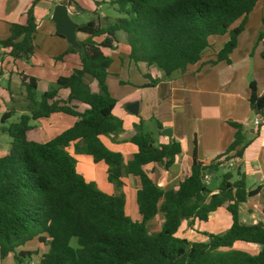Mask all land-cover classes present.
I'll return each mask as SVG.
<instances>
[{"label": "trees", "instance_id": "obj_1", "mask_svg": "<svg viewBox=\"0 0 264 264\" xmlns=\"http://www.w3.org/2000/svg\"><path fill=\"white\" fill-rule=\"evenodd\" d=\"M26 13L25 24L10 25V35L0 41V49L8 50L15 60L30 61L35 54L34 39L38 25L34 7ZM96 2V1H95ZM259 0H109L120 15L115 21L102 25L95 20L79 25L82 50L69 47L57 59L77 53L80 66L71 75L59 77L55 87L37 100V80L20 74L25 88L26 113L1 130L10 138V146L0 157V258L13 254L24 264L33 252L19 251L37 240L48 245L39 264H264V223L240 222L239 209L262 187L249 190L241 168L234 174L227 171L216 193L204 182L205 174L215 175L234 158H242L248 145L244 127L230 123L237 132L235 140L221 161L205 165L193 154L191 173L177 189L163 191L147 172L148 165L158 164L169 170L182 153L176 140L156 144L153 134L145 133L142 125L130 142L137 151L126 161L123 154L109 149L103 137H115L123 131V122L114 116L117 100L112 97L107 78L113 64L112 53L118 51V33L125 35L129 58L157 67L165 77L184 73L199 63L211 48L210 38L228 35V40L216 53L215 60L230 63L238 37L245 30L249 15ZM71 6L70 1H64ZM98 5V2H96ZM77 9H80L76 6ZM264 24V17H263ZM57 36L63 37L56 33ZM263 45L264 32L258 37ZM4 53H0V57ZM89 77L97 84L94 92ZM144 87H156L159 80L146 76ZM250 108L260 109L264 117V93L258 94L255 82L250 84ZM66 90L65 98L60 91ZM80 105L84 107L81 110ZM68 115L74 124L54 138L37 142L28 138L32 121ZM11 118L3 115L2 123ZM264 124V119H263ZM157 126L162 125L157 121ZM74 145V154L69 148ZM85 154L94 163L107 166V181L118 193L107 194L94 182L87 181L77 170L75 154ZM133 176L138 182L136 205L139 220L134 221L126 211V196L122 191L124 179ZM225 207L231 215L230 227L223 234L198 232L205 241L180 237L183 222L190 229L195 222L207 223L210 215ZM158 215L164 222L158 232H151L148 223ZM76 239L77 245L71 244ZM255 244L257 253L235 244Z\"/></svg>", "mask_w": 264, "mask_h": 264}, {"label": "crops", "instance_id": "obj_2", "mask_svg": "<svg viewBox=\"0 0 264 264\" xmlns=\"http://www.w3.org/2000/svg\"><path fill=\"white\" fill-rule=\"evenodd\" d=\"M35 1L0 0V41L9 37L11 24L26 23V13ZM64 1L41 0L34 7V15L38 25L35 38L41 27L46 26L48 38L53 41L55 49L57 50V53H54L50 57L52 60L51 67L55 70L57 69L54 75L55 83L59 77L71 75L73 70L80 66V57L77 53L67 54L62 60L57 59L70 47L64 37L56 35L55 24L52 21L55 7L59 4H65L63 3ZM66 1L72 2L71 6L67 5V7L72 19L78 25L89 22L81 21L86 11L90 14L93 13L94 18L101 24L102 20L105 25L113 21V18L107 15L104 10V5L112 8L109 5V0ZM95 1L98 2V5ZM76 6L80 9H77ZM112 9L116 11L114 8ZM117 14L119 15L118 12ZM118 17L115 18L117 19ZM263 17L264 0H259L255 9L249 15L245 30L238 37L237 47L230 55V63L220 62L216 65L210 64L211 61L215 60L216 53L228 40V35L215 36L210 38L211 48L204 52L199 63L189 66L184 73L177 72L168 78L163 76L162 72L155 66L147 68L144 63H135L132 61L128 56L129 49L126 40L120 39V36L125 37V35L119 32L118 38L120 41L118 51L112 53L113 64L115 62L117 65V73H112L111 66L108 77H114L120 87H129L130 90L124 98L117 99V104L113 111L114 116L123 122V131L115 137L102 138L109 149L122 153L126 161L130 160L137 151L136 147L130 142L136 132L137 125H142L145 133L153 134L156 144L169 140L179 142L182 153L177 157L175 164L169 170H165L158 164L148 165L146 167L147 172L151 175L157 186L163 191H170L177 189L180 182L190 175L195 149L198 161L205 165L221 161L234 142L237 132L236 128L230 123L242 124L244 127L243 132L248 142L244 156L242 158H234L236 150L229 153L230 156H233V159L226 164L225 168L219 169L215 175H212L211 180L220 175L223 176L227 172L225 169L236 170L241 168L242 173L246 175V183L249 190H255L258 187L263 188L258 195L250 197L245 203L240 205V222L248 225L258 222L264 223V201L259 202V198L264 193V124L262 123L259 126L255 125L256 118L263 120L264 117L258 116L256 111L251 110L249 103L251 82L256 83L259 95L264 93V60L261 57L263 45L258 43L259 34L264 32ZM77 36L78 40H84L86 38L81 33H78ZM39 49L40 47L36 45L35 54L30 59V67L25 62L23 68L20 64L21 60L13 59L8 55V50L2 49H0V53L3 52L4 55L0 57V62H8L12 65L9 73L10 78L14 74L19 76L20 74H25L26 76L36 78L39 86L41 78H45L46 76V72L41 69L44 63L37 55ZM55 60L56 62L59 61V64L55 63ZM26 65H28V69H26ZM0 70L1 81L5 75L1 67ZM122 71H126V78L129 79L128 82L130 83L123 84L119 81L121 80L119 72ZM132 74H136V80H131ZM147 74L159 80L156 87H144L150 82L146 77ZM95 85L97 86V84H94V88ZM92 90L97 92V90ZM25 95L26 92L23 91L21 100L24 103H26ZM66 95V90L60 91L62 98H65ZM14 99L13 95H11V100L14 101ZM133 104H138V112L136 114L129 111V108ZM80 107L81 110L84 109L82 105ZM0 113L2 114V121L3 115L11 113V111L5 112L0 109ZM25 113L26 111L23 110L20 116ZM56 115L47 119H54ZM43 120L45 119L32 121L33 129L28 133L30 140L44 142L43 137L48 136V131L43 126ZM157 121L161 123V129L158 128ZM74 122L75 119L73 118L70 127ZM38 123L43 127L38 128ZM47 138L45 141L54 137L48 136ZM69 151L71 154H74V145H71ZM3 152L5 154L6 150ZM86 157L81 165L77 162V170L87 181L93 182V180H96V177H93L92 169L102 170L107 174V166L104 162L94 163L91 156L86 155ZM237 178L235 176L233 181ZM211 180L208 183V187L213 193H216L220 183L212 189L210 187ZM123 181L125 185L122 191L125 196L128 190L126 189L127 187H130L136 196V189L138 188L136 178L129 176ZM115 192L117 193V189ZM243 208L244 217L241 218ZM157 217L161 218L162 226L164 217L162 215H158ZM213 221L216 223V230L226 231L231 225L232 218L225 207H222L210 215L207 223L195 222L193 226L197 231L191 230L188 222L185 221L181 228L187 226V236L184 235L182 237H186L192 241H205L206 238L198 232L206 231L214 233V231L207 230L209 225H214L212 223ZM34 241L42 247L43 251L45 250L44 253L48 251V245L41 244L37 240ZM237 245L241 244L236 243V248H238ZM244 249L257 253L261 247L255 244H244ZM19 251L32 252L28 248V243L21 247ZM38 261H40V257ZM0 264L20 263L11 254L3 260L0 258ZM24 264H26L25 261Z\"/></svg>", "mask_w": 264, "mask_h": 264}, {"label": "rangeland", "instance_id": "obj_3", "mask_svg": "<svg viewBox=\"0 0 264 264\" xmlns=\"http://www.w3.org/2000/svg\"><path fill=\"white\" fill-rule=\"evenodd\" d=\"M104 10L107 13V15L111 16V18H113V21H115V17H118L119 15L117 14L116 11H114L112 8H109L108 6L104 5ZM92 19H95L96 22H98V20L96 18H94L93 13H89L88 11H86L83 15V17L81 18V21L83 22H87L90 21ZM111 21V22H113ZM102 25H105L103 23L102 20ZM121 40H125L124 36H120ZM34 45L36 47V45H38L40 47V49L37 51V55L38 57L43 61L44 66L41 68L42 70H44L46 72V76L45 78H41V80L39 81V86L37 88L36 91V98L37 100H41L42 95L44 94V92H46L49 89H52L55 87V78L54 75L56 74L57 69H53L51 67L52 64V60L50 59V57L54 54L57 53L54 43L53 41H51L48 38V35L46 33V26L41 27L40 31L37 34V37L34 39ZM119 61V60H118ZM117 61V63H119ZM25 62H27L29 64V67L31 66V62L30 61H25V60H21L20 64L23 67V65L25 64ZM54 62V61H53ZM55 63L59 64V61ZM26 69H28V65H26ZM0 67L2 68V72L5 75L4 79L0 81V109L2 111L5 112H9L11 111V118H9L8 120H6L5 123H2L1 121V116L2 114L0 113V156L4 155V150H7L10 146V142H11V138L4 133L1 128L2 127H8L11 123L16 122L21 116V112L23 110L26 111V103H24L21 100V94L22 92H26L25 88L22 87L21 84V78L19 75L14 74L11 78L9 77V73H10V69L12 68V65L9 64L8 62H0ZM116 63L114 62V64L112 65L111 71L112 73H117L116 72ZM24 68V67H23ZM21 69V68H20ZM1 73V70H0ZM59 77V76H58ZM119 77L121 80H119L121 83L123 84H128L130 82L129 79H127L126 77V71H122L119 72ZM131 80H136V74H132L131 76ZM86 81L93 85V87H91L94 90L98 91V87L95 85L94 88V84L93 81L87 77ZM116 81V79L114 77H108L107 78V84L109 86V91L112 95V97H114L116 100L117 99H122L124 98V96L128 93V91L130 90L129 87H120L119 83ZM119 85V86H118ZM11 95H13V97L15 98L14 101L11 100ZM52 120V121H51ZM73 118L67 115H56L54 117V119H45L43 126L46 127V130L48 131L47 135L49 137H55L56 135L62 133L63 131H65L68 127H70V124L72 122ZM40 123H38V128H42L43 127ZM45 136L43 137V141H45V139H48ZM75 158L78 162L79 165L82 164L83 160L86 157V155L84 154H80V153H76ZM226 171H232L234 174V177L237 176L236 170H231V169H225ZM92 174L93 177L95 176L96 180H93V182L97 185V187L105 192V193H116V187H114V185H112L111 183H109L107 181V174H105L104 171L102 170H95L92 169ZM222 180V176H218L217 178H213L211 180L210 183V187L213 189L215 188L217 185H219V183ZM128 189L126 192V211L128 213V215L134 220H139V213L137 210V205H136V196L134 194V191L130 189V187L126 188ZM118 193V192H117ZM264 201V193L263 195L259 198V202ZM244 208L243 211L241 213V218L244 217ZM214 225H209V227H207V230L209 231H214V233L216 234H223L225 231H219L216 230V223L213 221L212 222ZM161 227V218L156 217L151 223L148 224V228L151 232L155 233L158 232L160 230ZM186 235L187 236V226L181 228L180 232H179V236L182 237ZM71 244L73 246L77 245V241L76 239H73ZM238 248H244V245H237ZM28 248L30 251L33 252L32 258H25L24 261L27 263L29 262H33L34 264H39V257H41L44 254V251L42 249V247H40V245H38V243L36 241H32L28 243ZM39 249H40V254L39 253ZM46 253V252H45Z\"/></svg>", "mask_w": 264, "mask_h": 264}, {"label": "water", "instance_id": "obj_4", "mask_svg": "<svg viewBox=\"0 0 264 264\" xmlns=\"http://www.w3.org/2000/svg\"><path fill=\"white\" fill-rule=\"evenodd\" d=\"M52 21L55 24L56 32L67 40L70 47L81 51L82 45L77 36L79 33V25L72 19L67 5L59 4L55 7ZM129 111L136 114L138 112V104H133L129 108ZM256 112H260L258 105Z\"/></svg>", "mask_w": 264, "mask_h": 264}, {"label": "built area", "instance_id": "obj_5", "mask_svg": "<svg viewBox=\"0 0 264 264\" xmlns=\"http://www.w3.org/2000/svg\"><path fill=\"white\" fill-rule=\"evenodd\" d=\"M262 123H263V120L262 119H260V118H256L255 119V125L259 126ZM211 178H212V175L205 174V176H204V182H205V184H208L210 182ZM28 264H34V263L33 262H29Z\"/></svg>", "mask_w": 264, "mask_h": 264}]
</instances>
